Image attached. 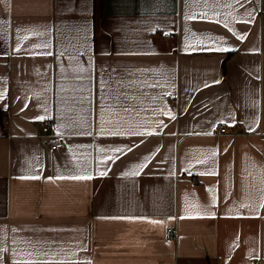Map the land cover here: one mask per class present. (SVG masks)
I'll list each match as a JSON object with an SVG mask.
<instances>
[{
  "label": "crops",
  "instance_id": "0c3cea01",
  "mask_svg": "<svg viewBox=\"0 0 264 264\" xmlns=\"http://www.w3.org/2000/svg\"><path fill=\"white\" fill-rule=\"evenodd\" d=\"M185 13L195 19L185 21ZM185 24L207 34L203 45L193 41L196 50H184ZM82 28L87 31H77ZM45 42L51 47H37ZM216 44L236 50H211ZM86 45L94 58L90 82L76 78L88 71L74 70L77 60L89 67ZM102 65L121 74L129 68L134 75L128 79L143 82L121 89L136 97L124 102L134 111L105 100L106 126L163 121L155 130L147 127V145L133 149L141 156L148 154L146 146L155 152L136 177L122 175L140 162L125 166L131 153L109 163L106 176L96 174L99 148L128 140L97 134ZM87 87L90 104L79 99L88 96ZM0 93V247L8 250L6 264L13 249L48 253L35 258L50 264H264V208L245 206L259 202L264 186V0H0ZM115 94L113 84L110 96ZM159 96L175 120L153 114L161 107L153 99ZM45 106L51 118L34 119L45 115ZM254 116L259 123L248 131ZM81 117L92 136H69L80 129L55 127L60 121L78 126ZM217 121L226 123L225 132H217ZM61 132L64 145L52 147V135ZM93 143L97 147L74 148L78 157L91 153L93 179H48L79 174L68 147ZM205 157V164L196 163ZM66 161L72 162L66 167ZM213 167L215 174H208ZM186 203L210 206L216 215L186 213ZM128 215L146 218H111ZM29 238L41 243L33 247Z\"/></svg>",
  "mask_w": 264,
  "mask_h": 264
},
{
  "label": "snow or ice",
  "instance_id": "6c2138e0",
  "mask_svg": "<svg viewBox=\"0 0 264 264\" xmlns=\"http://www.w3.org/2000/svg\"><path fill=\"white\" fill-rule=\"evenodd\" d=\"M237 3H241V0H236ZM242 6V4H241ZM227 7H232V5H227ZM71 10V9H69ZM247 16H251L252 13L250 11H246L245 13ZM218 15V14H217ZM209 19H212V17H208ZM191 19H195V17L190 16L189 14L185 13L184 14V20L188 21ZM233 20L236 19L235 16L232 17ZM250 22V21H249ZM229 21L225 20L224 22V27L228 28L229 27ZM77 31H87L86 28H82V29H77ZM150 32H154L155 29H149ZM191 32V38L189 36V33ZM184 50L188 51L189 49L192 50H196L195 46L193 44V41L195 42V45H203L204 44V36H206L207 34H201L198 35L196 32L191 31V29L188 28L187 24H185L184 27ZM34 35H44V33L42 32H34ZM166 34H170V33H166ZM240 39L244 38V34H239ZM26 38V37H25ZM209 39H212L211 36H208ZM215 39L217 41H223L225 38L223 36H217L215 37ZM17 49L20 48L19 43H17L16 45ZM37 47H43L44 49H48L51 47V43L50 42H45L43 45H37ZM86 47L87 51L82 52V54H86L88 56L87 59V64H88V69L86 70L83 67V64L80 63L79 60H77V69L74 70H78L79 72H84V71H88L89 75L87 77H81V76H77V79H87L89 80V82L91 81V70L93 68L94 65V58L92 55V51H91V46L90 45H86L84 46ZM211 50H215V51H220V52H228V51H234L236 49L232 48V47H223L220 44H216L214 46L213 49ZM45 56H49L52 55V53L50 51H44L42 53ZM102 54H110L107 53L106 50H102ZM64 55V52L61 51L59 53V57H62ZM74 59L72 56H69V60ZM106 67H108V70L106 71ZM61 71L63 72V66L61 65ZM140 71H144V70H140ZM134 75V73L129 69V68H125L124 72L118 73L116 71V69L111 68L110 66H105L102 65L100 70H99V89H100V116H99V129H98V135L99 136H107V137H127L128 140L127 142H113L112 144H109L106 147H100L99 148V152L101 153V155L98 157V164L96 165V174L103 177L107 175V171L103 170L107 167V165L109 163H114L115 161L119 160L121 156H124L128 153H131L132 155L130 157H127V159L125 161H123L122 163L125 164V166H127L128 162L130 160H135V159H139V163H134L131 165V168L129 171H125L122 173V175L124 176H130V177H136L139 176L141 171L147 166L148 162L151 160L152 156L155 154L154 150L152 148H148L147 146L145 147V152L148 154H143L142 156L139 153L133 152V149H138L140 147V145L144 144L147 145L148 141L145 139L146 137H150L152 135V132L147 131V127H152L155 126L153 130H155L156 128H159L163 125V121L160 120H153L151 122V125L145 126L142 124H133L132 122H128L127 126L121 124L119 121L116 122V124L112 125V126H106V121H105V100L107 98H111L115 101V104L119 105L124 111H134V108H130L129 106L125 105V101L129 100V99H136L135 96H131L129 97L127 92L122 91L121 89L125 86V85H132L135 83H143L141 81H136V80H132V79H128L129 77H132ZM219 81H214V83H218ZM113 84L115 85V95L114 96H110V92H111V88L113 86ZM152 87H157L160 85H156L153 84L151 85ZM174 87V85H169ZM108 88L109 91L106 92L105 89ZM84 91L88 92V96L86 97H80V102L82 103L84 100H87L89 102V104L91 103V93H92V89L91 87H87L85 89H83ZM166 95L171 96L172 93H166ZM4 98V94L0 93V99ZM154 100H159L161 107L153 109V114L154 115H166L169 116L172 120L176 119L175 114L167 108V105H164L163 103V96H159V97H153ZM44 111H45V115H38L36 116L34 119L36 120H44L46 118H51L47 115L48 113V108L47 106L44 107ZM63 116V110H61V117ZM217 123H223V121H217ZM233 123H235V120H233ZM259 123V118L258 117H253L251 124L248 126V131H254V127L253 125ZM56 129L59 130H63V129H70L73 127H78L80 130L75 131V132H69L68 135H80V136H84V135H89L92 136L93 130L91 128V124L87 123L83 117L80 118V123L78 126L73 125L71 122L69 123H64L62 121L57 122L56 124ZM61 138H63V133L61 132ZM76 147H97V145L95 143L91 144V145H70L68 147V152L72 153V161H75V168L77 169L79 174L76 175H70L68 177H64V176H58V177H52L49 176L48 179L52 180L54 178L56 179H64V178H69V179H74V180H91L94 178L93 176V171H92V167H93V157L91 155V153H85L82 154L81 156H77L76 152L74 151V148ZM224 151H227V148L225 147ZM109 153H111L109 155ZM212 157L216 156V152L213 151L212 152ZM207 157H205V159H197L196 163L197 164H205L207 162ZM72 161H66V167L69 163H71ZM213 164H215V160L213 159ZM37 168H42L43 165L39 164V162L37 161L36 164ZM187 169H185L186 171ZM216 169L215 167H213L212 169H210L208 171V174H215ZM173 172H169V175H173ZM21 179H39L40 177L38 175L36 176H22L19 177ZM261 183L262 185H264V171H262V179H261ZM261 197L259 199L258 203H250L249 205H245L246 207H250L253 210H255L256 208H264V186L261 187ZM209 192H212L213 189L209 188L208 189ZM217 202V198L215 195L212 196L211 199V204L215 205ZM184 211L186 213L191 214L192 212L195 213L196 216H212L215 217L216 213L215 211L211 210L210 206L207 207H203L201 208L200 206L197 205H188L186 203L185 205V209ZM258 214V213H257ZM114 219H129V220H136V219H145L146 217L144 216H133V215H128V216H118V217H111ZM171 218V217H170ZM13 244L17 243V240L15 238H13L12 241ZM26 243H28L29 245L35 247V244L37 243H41L40 241H35L33 242L30 238L26 241ZM8 250L6 248L0 247V264H6L4 258H3V254L6 253ZM40 255H44V256H48V253H39V252H24V251H17L16 249H13L11 252V264H50V261H41L35 257H38ZM32 257L31 259H16V257ZM84 264H88L87 261L84 262Z\"/></svg>",
  "mask_w": 264,
  "mask_h": 264
},
{
  "label": "built area",
  "instance_id": "2783aa9c",
  "mask_svg": "<svg viewBox=\"0 0 264 264\" xmlns=\"http://www.w3.org/2000/svg\"><path fill=\"white\" fill-rule=\"evenodd\" d=\"M172 37V35H170ZM44 124L47 125L48 124V121H44ZM216 130L218 133H223L225 132L226 130V123L223 122V123H218L216 125ZM65 143V138L63 136V138H61V135H52V138H51V141H50V145L54 148H60L64 145ZM172 232V229L171 228H168L167 229V233L168 234H171Z\"/></svg>",
  "mask_w": 264,
  "mask_h": 264
}]
</instances>
